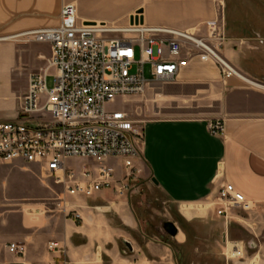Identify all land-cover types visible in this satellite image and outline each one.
Returning a JSON list of instances; mask_svg holds the SVG:
<instances>
[{
	"label": "crops",
	"instance_id": "0c3cea01",
	"mask_svg": "<svg viewBox=\"0 0 264 264\" xmlns=\"http://www.w3.org/2000/svg\"><path fill=\"white\" fill-rule=\"evenodd\" d=\"M223 2L220 13L216 0H0V123L20 120L29 78L46 68L52 56L49 44L22 36L58 28L67 4L85 23L164 27L201 38L207 37L208 24L221 18L228 41L220 52L242 76L225 79L216 63L193 60L171 87L156 93L157 84H151L144 95L150 113L143 124L145 146L137 161L140 191L123 198L103 191L71 200L69 211L78 219L56 210L47 213L39 201L0 202V264H216L217 258L215 263L178 258L170 241L143 228L146 212L135 206L142 188L161 192L187 226L197 215H185L182 207L216 197L228 183L254 203L264 224V0ZM173 108L187 112L173 118L168 112ZM217 119L225 123L221 137L208 128ZM24 164L15 161L12 167L43 176L39 165ZM178 229L172 240L183 251L188 233ZM226 241L224 234L216 244ZM50 242L63 252H49ZM10 243L24 244L26 256L12 255ZM257 264H264L262 256Z\"/></svg>",
	"mask_w": 264,
	"mask_h": 264
},
{
	"label": "built area",
	"instance_id": "2783aa9c",
	"mask_svg": "<svg viewBox=\"0 0 264 264\" xmlns=\"http://www.w3.org/2000/svg\"><path fill=\"white\" fill-rule=\"evenodd\" d=\"M216 2L221 13L224 2ZM60 20L58 28L22 36L49 44L52 56L46 68L30 76L20 120L0 123V164L39 165L43 177L63 189L57 208L78 219L69 211L71 200L90 199L103 191L123 198L137 189L140 180L137 161L145 146L144 129L128 112L108 109L110 104L121 97H142L151 84H174L193 60L216 63L225 79L242 76L220 52L228 41L221 18L208 24L205 38L164 27L85 23L71 4L63 6ZM148 65L152 82L146 78ZM51 68L56 69L54 75ZM208 128L214 137L226 133L223 120L211 121ZM76 159L90 160L93 166L76 172L68 165ZM110 160L120 162L119 174ZM208 202L226 222L231 209L256 210L228 183ZM7 250L17 257L27 253L21 243H10ZM48 251L62 253L63 248L50 242ZM244 253L242 242H225L227 260L242 259Z\"/></svg>",
	"mask_w": 264,
	"mask_h": 264
},
{
	"label": "rangeland",
	"instance_id": "374dc122",
	"mask_svg": "<svg viewBox=\"0 0 264 264\" xmlns=\"http://www.w3.org/2000/svg\"><path fill=\"white\" fill-rule=\"evenodd\" d=\"M146 78L150 82L154 78L150 65L146 67ZM52 87L53 77H50L48 80V88L50 89ZM169 87L171 85H154L153 88L157 93ZM147 105L148 103L144 96L121 97L110 104L108 109L128 112L137 122L136 125L143 127L144 122L150 118V113L146 110ZM164 112L162 111V116L165 113L168 114ZM168 112L169 116L176 118L183 116L187 111L173 108ZM157 117H161V115H157ZM109 164L116 168L117 174L120 173V162L118 160H110ZM68 165L77 172L83 166H93V162L85 159H76L70 160ZM24 166H28V164L26 163ZM137 188L139 190V186ZM142 191L144 195L139 201L135 202V206L146 212L145 217H143L144 221L142 222L143 228L145 230L149 229L154 236H160L170 241V244L176 250L178 258H182L185 255L190 258L192 257L191 259L197 262L210 261L211 263H215V258H217L216 264L227 263V261H239L251 264L252 261L259 262L261 256L264 260V224L261 222L258 213L246 212L239 208L231 209L229 212L230 218L226 222L224 217L217 215L214 208H209V202L206 201L191 206L190 212L188 211L189 214H185V211L182 210L187 216L190 215L191 211L197 215L193 222L194 224L190 223L186 226V220L176 214V208L161 192L154 189L148 191L145 188H142ZM62 192V187L56 186L51 179L44 178L37 173L22 169L19 166L12 167V163L0 169V202L6 201L19 204L22 201H39L45 204L47 213L50 210H56L60 214H64L57 208V200ZM144 218L149 219V223L145 222ZM165 222H173L180 229L183 225L186 229L185 231L188 233L187 241L189 246L186 250L182 251L173 242L172 237L164 231L163 225ZM224 234L226 240L243 243L245 249L244 258L235 260H227L225 258V244L221 246L216 244L217 241L222 239ZM192 252H194V255H192Z\"/></svg>",
	"mask_w": 264,
	"mask_h": 264
},
{
	"label": "water",
	"instance_id": "95a60500",
	"mask_svg": "<svg viewBox=\"0 0 264 264\" xmlns=\"http://www.w3.org/2000/svg\"><path fill=\"white\" fill-rule=\"evenodd\" d=\"M154 182L157 184L156 181ZM163 229L170 237H176L179 232L178 227L173 222H165L163 225ZM124 245L129 251H132V247L129 243L125 242Z\"/></svg>",
	"mask_w": 264,
	"mask_h": 264
},
{
	"label": "bare ground",
	"instance_id": "6f19581e",
	"mask_svg": "<svg viewBox=\"0 0 264 264\" xmlns=\"http://www.w3.org/2000/svg\"><path fill=\"white\" fill-rule=\"evenodd\" d=\"M230 67H232V66H230ZM232 68H233V67H232ZM236 72H237V71H236ZM237 73H238V72H237ZM238 74H239V73H238ZM239 75H240V74H239ZM190 207H191V206H189V205H188V206H183V207H182V210L185 211V214H189L188 211L190 210ZM189 212H190V211H189ZM251 264H257V262H256V261H252Z\"/></svg>",
	"mask_w": 264,
	"mask_h": 264
},
{
	"label": "trees",
	"instance_id": "16d2710c",
	"mask_svg": "<svg viewBox=\"0 0 264 264\" xmlns=\"http://www.w3.org/2000/svg\"><path fill=\"white\" fill-rule=\"evenodd\" d=\"M182 228H184L183 225H182ZM172 247H173V245H172Z\"/></svg>",
	"mask_w": 264,
	"mask_h": 264
}]
</instances>
